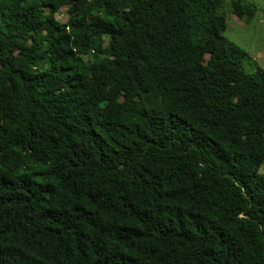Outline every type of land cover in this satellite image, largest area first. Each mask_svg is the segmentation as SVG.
I'll list each match as a JSON object with an SVG mask.
<instances>
[{
	"label": "trees",
	"instance_id": "trees-1",
	"mask_svg": "<svg viewBox=\"0 0 264 264\" xmlns=\"http://www.w3.org/2000/svg\"><path fill=\"white\" fill-rule=\"evenodd\" d=\"M224 1L0 0V264H264V70Z\"/></svg>",
	"mask_w": 264,
	"mask_h": 264
},
{
	"label": "rangeland",
	"instance_id": "rangeland-1",
	"mask_svg": "<svg viewBox=\"0 0 264 264\" xmlns=\"http://www.w3.org/2000/svg\"><path fill=\"white\" fill-rule=\"evenodd\" d=\"M238 0H225L222 12L226 16L227 28L223 32L226 39L236 43L248 53V60L244 62L245 71L253 73L257 69L264 70V0H242L243 3H250L255 8V14L249 22L239 23L238 17L232 13L231 3ZM61 23H66L67 8L64 7L56 15ZM208 60V56L206 57ZM259 173L264 176V164L260 167Z\"/></svg>",
	"mask_w": 264,
	"mask_h": 264
},
{
	"label": "crops",
	"instance_id": "crops-1",
	"mask_svg": "<svg viewBox=\"0 0 264 264\" xmlns=\"http://www.w3.org/2000/svg\"><path fill=\"white\" fill-rule=\"evenodd\" d=\"M237 18V17H236ZM239 23L244 24L241 19L237 18ZM245 22V20H243Z\"/></svg>",
	"mask_w": 264,
	"mask_h": 264
}]
</instances>
